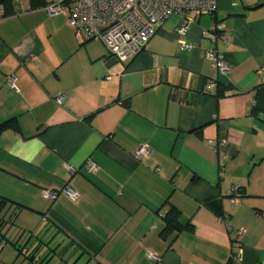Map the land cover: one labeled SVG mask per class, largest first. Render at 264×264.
<instances>
[{
    "label": "crops",
    "instance_id": "obj_1",
    "mask_svg": "<svg viewBox=\"0 0 264 264\" xmlns=\"http://www.w3.org/2000/svg\"><path fill=\"white\" fill-rule=\"evenodd\" d=\"M8 1L2 215L54 246L24 245L12 264H231L239 250L238 264L264 262V0H217L215 13H191L192 22L173 15L125 63L77 38L63 15ZM218 56L224 74L213 68ZM217 83L227 88L220 97ZM221 139L229 159L220 172L211 143ZM141 147L148 155L137 160ZM169 210L180 230L166 229Z\"/></svg>",
    "mask_w": 264,
    "mask_h": 264
},
{
    "label": "built area",
    "instance_id": "obj_2",
    "mask_svg": "<svg viewBox=\"0 0 264 264\" xmlns=\"http://www.w3.org/2000/svg\"><path fill=\"white\" fill-rule=\"evenodd\" d=\"M42 9L50 17L63 15L70 26L75 29L77 38L83 40L100 41L110 57L118 62H128L144 50L148 41L156 34L157 30L171 16H179L187 22L194 20L191 13L216 12L217 0H45ZM3 12L0 11V17ZM221 26H212L214 40L217 31ZM182 49L190 50L192 46L181 44ZM213 68L219 73L228 72V67L218 56L213 63ZM14 76H9L7 85L14 88ZM64 96H57L55 101L61 104ZM213 149L218 150L219 170L229 159L224 152L226 140H218L211 143ZM148 155V149L141 147L136 153V159L141 160ZM95 170V166L91 165ZM70 171H74L70 169ZM237 188L228 191L232 196L233 204H237L240 199ZM64 193L69 198L76 200L78 195L70 188H66ZM47 199H55L57 194L53 192H43ZM243 231H239L237 236L241 237ZM237 248L239 242L234 243ZM240 252L232 255L231 264L240 262ZM150 260L156 262L158 258L153 254H148ZM259 264H264L261 262Z\"/></svg>",
    "mask_w": 264,
    "mask_h": 264
},
{
    "label": "rangeland",
    "instance_id": "obj_3",
    "mask_svg": "<svg viewBox=\"0 0 264 264\" xmlns=\"http://www.w3.org/2000/svg\"><path fill=\"white\" fill-rule=\"evenodd\" d=\"M14 222H15V220L14 221L11 220V225L10 224L8 225L10 227V229L8 230L9 232L6 235L7 241L14 243V244H17L18 248H20V247L22 248L24 245H26V250H28V251H29L30 247H32V246H39V250L44 249V248H48V246H49V249L54 250L53 244L50 241L45 240L46 237L38 236V239H40V240L36 241V238L31 236V233L28 232V231H34V230H30L31 224H25L26 227H28V228H23L22 226H20L18 224L17 221L15 223ZM12 223H14L15 225L14 224L12 225ZM22 231H25V232H22ZM41 237L43 238V240ZM50 243H51V245H50ZM0 248H2V250L0 251V262H1V264H12V263H14L15 260L17 259L18 253H19L17 250L18 248L16 249V248L12 247L10 245V243H8L6 241L1 242Z\"/></svg>",
    "mask_w": 264,
    "mask_h": 264
},
{
    "label": "trees",
    "instance_id": "obj_4",
    "mask_svg": "<svg viewBox=\"0 0 264 264\" xmlns=\"http://www.w3.org/2000/svg\"><path fill=\"white\" fill-rule=\"evenodd\" d=\"M0 3L5 5V11L3 12V16H7V15L12 14V10L8 8V3H10V1L2 0V1H0ZM45 3H46L45 0H29V5H30L31 9L42 8L45 5ZM216 87H217L216 97H220L219 94L223 95L224 92L227 90V88H224V86H222L220 83H217ZM6 125L7 124L0 125V132H1V130H3V128ZM238 194L240 195L241 193H239V191H238ZM206 205L210 209L215 211L218 215L221 214V206L217 202L208 201V202H206ZM5 206H6V200L2 199L0 201V242L6 241V242L10 243V245L12 247L17 249L18 248L17 244H14V243L7 241V239H6L7 232H4V228L6 227V224L10 223V225H11V220H12L11 217H8V219H6L5 214L2 215V211L4 210ZM175 217H176L175 212L173 210H169L167 212V214L165 215V220H166L165 226H166L167 230H171V229L180 230V227L178 226V223H177ZM17 250H18V252H21L23 250V248L20 247Z\"/></svg>",
    "mask_w": 264,
    "mask_h": 264
}]
</instances>
